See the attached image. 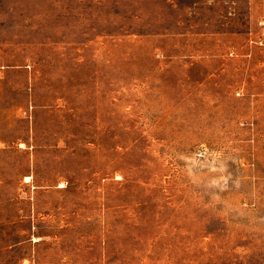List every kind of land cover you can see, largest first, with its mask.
Instances as JSON below:
<instances>
[{"label":"rangeland","instance_id":"1","mask_svg":"<svg viewBox=\"0 0 264 264\" xmlns=\"http://www.w3.org/2000/svg\"><path fill=\"white\" fill-rule=\"evenodd\" d=\"M0 264H264V0H0Z\"/></svg>","mask_w":264,"mask_h":264}]
</instances>
